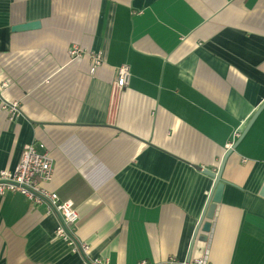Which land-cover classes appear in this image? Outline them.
<instances>
[{
  "label": "crops",
  "instance_id": "1",
  "mask_svg": "<svg viewBox=\"0 0 264 264\" xmlns=\"http://www.w3.org/2000/svg\"><path fill=\"white\" fill-rule=\"evenodd\" d=\"M75 45L105 63L72 59ZM4 101L20 103L15 120ZM263 105L264 0H0V172L44 146V187L77 207L89 261L185 264L215 182L203 170L218 172ZM223 180L190 262L264 264V109ZM60 224L46 204L0 196V264H83Z\"/></svg>",
  "mask_w": 264,
  "mask_h": 264
},
{
  "label": "built area",
  "instance_id": "2",
  "mask_svg": "<svg viewBox=\"0 0 264 264\" xmlns=\"http://www.w3.org/2000/svg\"><path fill=\"white\" fill-rule=\"evenodd\" d=\"M69 55L72 59L89 56L95 68L105 63L102 52H85L78 46L69 49ZM117 83L121 89L130 85L131 68L129 65H122L118 68ZM2 108L9 114L11 121L20 115V103L16 101H4ZM233 144H230L232 148ZM54 165L49 152L42 145L34 143L24 146L21 159L14 170H5L0 172V196L7 193L21 194L35 205H47L48 213H56L61 218V224L56 230V238L69 243L76 252L87 255L90 246L86 243L78 244L71 235V227L79 220V212L72 201L62 200L57 193L49 192L44 186L53 180ZM194 264H207L204 259L193 261ZM83 264H109L108 260L99 258L89 261L84 259ZM140 264H147L142 261ZM168 264H178L175 260ZM190 264H192L190 262Z\"/></svg>",
  "mask_w": 264,
  "mask_h": 264
},
{
  "label": "water",
  "instance_id": "3",
  "mask_svg": "<svg viewBox=\"0 0 264 264\" xmlns=\"http://www.w3.org/2000/svg\"><path fill=\"white\" fill-rule=\"evenodd\" d=\"M32 27H35L34 24H27V25H23V26H19L16 27L14 30H27L30 29ZM264 109V105L260 108V110L257 112V114L253 117L251 123L248 125V127L245 129V131L243 132V134L241 135L240 139L232 146L231 149H229L225 155V157L222 160L221 166L218 170V172H213L211 170L208 169H201L200 167H197L199 170H203V173H205L206 175L211 176L213 179H215L214 182V186L212 189V192L210 194V197L208 199L205 211L198 223V226L196 228V232L194 234V238H193V243H192V248H191V253L195 244V241L197 240L199 231L202 230L204 233H209L210 229H211V222L214 218L215 215V211H216V207L217 205L221 202V198L223 195V190L225 187V181L223 180V171L225 168V164L227 162V159L229 158V156L233 153V151L238 147L239 143L241 142V140L245 137V135L247 134L248 130L250 129V127L252 126L253 122L255 121V119L257 118V116L259 115V113ZM200 240H206V237H199ZM191 253L189 255V258L187 260V262L185 264H190L191 261Z\"/></svg>",
  "mask_w": 264,
  "mask_h": 264
},
{
  "label": "rangeland",
  "instance_id": "4",
  "mask_svg": "<svg viewBox=\"0 0 264 264\" xmlns=\"http://www.w3.org/2000/svg\"><path fill=\"white\" fill-rule=\"evenodd\" d=\"M71 235H72V232H71ZM73 236V235H72ZM86 257V255H84Z\"/></svg>",
  "mask_w": 264,
  "mask_h": 264
}]
</instances>
